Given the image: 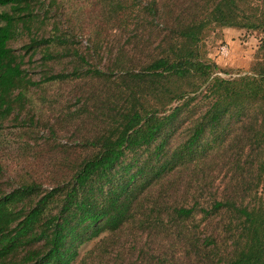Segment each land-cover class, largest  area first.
I'll use <instances>...</instances> for the list:
<instances>
[{"label":"trees","instance_id":"obj_1","mask_svg":"<svg viewBox=\"0 0 264 264\" xmlns=\"http://www.w3.org/2000/svg\"><path fill=\"white\" fill-rule=\"evenodd\" d=\"M59 5L0 0V264H264V0ZM223 27L260 35L229 77Z\"/></svg>","mask_w":264,"mask_h":264},{"label":"rangeland","instance_id":"obj_2","mask_svg":"<svg viewBox=\"0 0 264 264\" xmlns=\"http://www.w3.org/2000/svg\"><path fill=\"white\" fill-rule=\"evenodd\" d=\"M56 1H59V6L63 7V9L76 11L79 7L87 11L90 6H92L94 0ZM3 9L4 7L0 6V12ZM46 22L48 30H51V20L47 19ZM78 39L81 40V44L85 45L86 39ZM259 39L260 35L254 31H247L234 27H223L209 31L204 39V44L208 58L214 61L221 69L228 71L227 73L218 72V74L223 77H229L237 73H242L250 68L255 51L259 45ZM13 45L18 47L20 42L13 43ZM221 47L224 48V52H222ZM18 143L19 141H17V138L8 134L6 130L0 135V157L10 166L7 171V175L10 177L20 169L19 163L16 160V157L20 154ZM95 241L96 239H93L79 249L77 260L81 259L86 251L94 245ZM76 263L77 262L74 264Z\"/></svg>","mask_w":264,"mask_h":264},{"label":"built area","instance_id":"obj_3","mask_svg":"<svg viewBox=\"0 0 264 264\" xmlns=\"http://www.w3.org/2000/svg\"><path fill=\"white\" fill-rule=\"evenodd\" d=\"M223 47H224V46H223ZM223 47H221L222 49L220 48V49L222 50V52H224V48H223ZM221 50H220V52H221Z\"/></svg>","mask_w":264,"mask_h":264}]
</instances>
